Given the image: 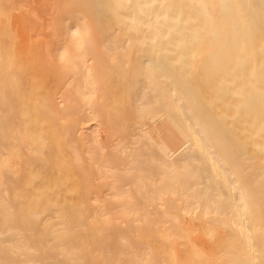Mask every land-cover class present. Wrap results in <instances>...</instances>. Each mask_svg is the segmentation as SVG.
<instances>
[{"label": "bare ground", "instance_id": "obj_1", "mask_svg": "<svg viewBox=\"0 0 264 264\" xmlns=\"http://www.w3.org/2000/svg\"><path fill=\"white\" fill-rule=\"evenodd\" d=\"M0 0V264H264V0Z\"/></svg>", "mask_w": 264, "mask_h": 264}, {"label": "rangeland", "instance_id": "obj_2", "mask_svg": "<svg viewBox=\"0 0 264 264\" xmlns=\"http://www.w3.org/2000/svg\"><path fill=\"white\" fill-rule=\"evenodd\" d=\"M41 3H44V0H42V2Z\"/></svg>", "mask_w": 264, "mask_h": 264}]
</instances>
